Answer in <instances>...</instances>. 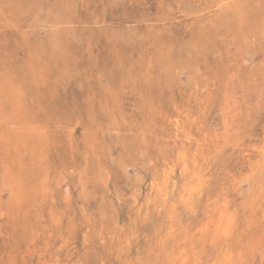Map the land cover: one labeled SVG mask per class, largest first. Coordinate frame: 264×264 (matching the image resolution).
I'll return each instance as SVG.
<instances>
[{
	"label": "rangeland",
	"instance_id": "1",
	"mask_svg": "<svg viewBox=\"0 0 264 264\" xmlns=\"http://www.w3.org/2000/svg\"><path fill=\"white\" fill-rule=\"evenodd\" d=\"M0 264H264V0H0Z\"/></svg>",
	"mask_w": 264,
	"mask_h": 264
},
{
	"label": "bare ground",
	"instance_id": "2",
	"mask_svg": "<svg viewBox=\"0 0 264 264\" xmlns=\"http://www.w3.org/2000/svg\"><path fill=\"white\" fill-rule=\"evenodd\" d=\"M61 34V33H60ZM50 48V47H49ZM58 68V67H57ZM37 77V76H36ZM35 78V77H34ZM35 84V83H34ZM2 107V106H1ZM8 125V124H7ZM2 147V146H1ZM179 153V152H178ZM178 160L180 161V162H182V166H183V169L186 171L187 170V167H186V160H185V155H184V153H179L178 154ZM181 173V172H180ZM170 177H168V179H169ZM165 182H167V179L165 180ZM164 182V186H165V183ZM161 185H163V184H161ZM175 186V185H174ZM155 187L157 188V192L158 193H161V194H163V196H164V198H166V195H167V193H166V187H163V188H161L160 187V185H155ZM192 187V186H191ZM194 193V192H193ZM191 194H192V189L191 188H184L183 189V198H185L186 200H189V198H190V196H191ZM29 195V194H28ZM183 198H181L182 200H183ZM191 199V198H190ZM148 203V202H147ZM150 206V205H149Z\"/></svg>",
	"mask_w": 264,
	"mask_h": 264
}]
</instances>
